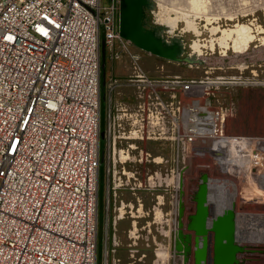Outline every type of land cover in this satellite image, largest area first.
<instances>
[{
	"label": "built area",
	"instance_id": "obj_1",
	"mask_svg": "<svg viewBox=\"0 0 264 264\" xmlns=\"http://www.w3.org/2000/svg\"><path fill=\"white\" fill-rule=\"evenodd\" d=\"M117 3L0 0V264H98L101 40L104 31L114 52L122 39ZM133 58L136 85L169 96L158 105L170 128L159 135L178 155L210 156L217 168L228 156L229 175L259 185L264 137L227 134L208 81L151 77ZM141 121L164 124L155 113ZM114 131L109 116L104 136ZM219 192L208 183L211 208Z\"/></svg>",
	"mask_w": 264,
	"mask_h": 264
},
{
	"label": "rangeland",
	"instance_id": "obj_2",
	"mask_svg": "<svg viewBox=\"0 0 264 264\" xmlns=\"http://www.w3.org/2000/svg\"><path fill=\"white\" fill-rule=\"evenodd\" d=\"M110 1L102 0L104 4ZM146 4L158 32L165 39L180 38L185 52L180 60L159 57L122 36L114 52L106 48L102 131L109 116L115 131L101 139L104 161L100 172L98 264H154V260L155 264H183L171 255L169 240L180 197L176 180L184 182V202L190 210L195 205L191 195L207 174L209 185L220 191L219 196H211L214 210L217 204L228 208L232 198L236 213H264V177L259 185L241 182L227 173L234 163L228 156H221L219 168L210 156L183 160L165 135H159L170 128V113L158 105L169 96L136 85L133 58L142 55L140 68L151 77L208 81L214 104L227 112L226 133L264 137V0H145ZM118 14L119 0L116 19ZM190 21L198 33L189 27ZM238 24L248 25L253 35L245 51L233 47L236 34L227 39V46L217 42L222 30L235 29ZM213 28L219 30L213 32ZM195 42L200 44L199 60L188 62ZM179 104L183 99L175 101V107ZM153 112L162 116L163 130L157 124V129H152L153 122L150 127L143 125L141 120ZM152 130H156L155 136L147 137ZM147 220H152L151 230L144 228ZM251 220L237 218V239L245 247L238 255L239 264H264V247L248 243L252 239L249 229L264 230V220ZM148 240L153 243L149 254L140 249ZM142 252H147V257L139 261Z\"/></svg>",
	"mask_w": 264,
	"mask_h": 264
},
{
	"label": "water",
	"instance_id": "obj_3",
	"mask_svg": "<svg viewBox=\"0 0 264 264\" xmlns=\"http://www.w3.org/2000/svg\"><path fill=\"white\" fill-rule=\"evenodd\" d=\"M143 3L145 0L120 1V25L118 27L120 35L131 40L138 48L146 52L167 59L180 60L177 58L179 53L175 46L166 47L156 32L145 30L141 26L139 21L142 17L141 5ZM105 65L106 43L104 31H102V109L106 94ZM101 137L104 138L103 131ZM103 161L102 158L101 168ZM208 183L209 177L203 174L200 184L191 195V200L195 204V212L186 215L184 182L183 180L180 182L177 219L173 220L174 229L169 235L171 255L183 260V264H189L192 259L194 264H239L238 255L245 251V247L239 244L237 239L235 206H230L221 213H213L208 203Z\"/></svg>",
	"mask_w": 264,
	"mask_h": 264
},
{
	"label": "bare ground",
	"instance_id": "obj_4",
	"mask_svg": "<svg viewBox=\"0 0 264 264\" xmlns=\"http://www.w3.org/2000/svg\"><path fill=\"white\" fill-rule=\"evenodd\" d=\"M199 3V2H198ZM193 6V5H192ZM202 9V8H201ZM198 10V9H197ZM189 27H192L197 33L199 32V30L197 29V26L195 25L194 22L190 21L189 23ZM219 30V28H213L212 31L213 32H217ZM223 31V32H222ZM221 32L223 33L221 38L218 37L217 42H219L222 45L227 46V39H232L233 35L236 34L237 37H235L233 39L234 41V45L233 47L237 50V51H243L248 43L250 42V40H252L253 35L250 32V27L248 25H240L238 24L236 26L235 29H225L222 30ZM158 37L163 41L164 45L166 47H170V46H175V48L178 49V53L179 55H182L184 52V42L180 39V38H169V39H165L164 37H162L161 33H157ZM216 40V39H215ZM214 43H212L213 45ZM193 50L194 52L191 53L188 57L186 61H192V60H199V56L201 54V49H200V44L198 42H195L193 45ZM245 51V50H244ZM207 85H210V83H207ZM234 164V163H233ZM229 172V171H228ZM264 177V175L260 178H258V181H260L262 178ZM177 185H180V180H176ZM260 184V183H259ZM224 191H221L220 194H223ZM231 202L230 206H234L232 205V198L229 200ZM225 209V205H221V204H217L215 205V211L217 213L222 212ZM236 216L238 218V220H244V219H258V220H264V213H259V214H249V213H236ZM252 221V220H251ZM264 224V223H263ZM249 233L251 236V240H249V244H256L257 246L260 247H264V230H253V228L249 229ZM247 254V253H246Z\"/></svg>",
	"mask_w": 264,
	"mask_h": 264
},
{
	"label": "crops",
	"instance_id": "obj_5",
	"mask_svg": "<svg viewBox=\"0 0 264 264\" xmlns=\"http://www.w3.org/2000/svg\"><path fill=\"white\" fill-rule=\"evenodd\" d=\"M141 55V54H140ZM143 56H145V55H143ZM141 58H142V55H141ZM146 59L148 58V57H145ZM130 71H132V70H130ZM174 210H175V216L177 217V212H178V205L176 204V206H175V208H174ZM137 211H139V208H138V210ZM212 211H213V213H215V210L212 208ZM195 212V205H194V207L190 210V209H188L187 208V210H186V215H190V214H193ZM149 215V214H148ZM143 217V216H142ZM145 217V216H144ZM153 218H154V220H153V223H155V221H156V219H157V213L156 212H154L153 213ZM152 220H147V222H146V225L144 226V228H148L149 230H151L150 228V224L152 223L151 222ZM148 242L149 243H146V244H143V247L142 248H140V249H142V250H144V251H148V254L150 253V250H151V245L153 246V243L151 244V242L148 240ZM152 250H153V247H152ZM155 256H156V253H155ZM147 257V252H142L141 253V256L139 255V261H142L143 260V258H146ZM154 264L156 263V260H154V262H153ZM144 264H146V262H144Z\"/></svg>",
	"mask_w": 264,
	"mask_h": 264
},
{
	"label": "flooded vegetation",
	"instance_id": "obj_6",
	"mask_svg": "<svg viewBox=\"0 0 264 264\" xmlns=\"http://www.w3.org/2000/svg\"><path fill=\"white\" fill-rule=\"evenodd\" d=\"M120 1L121 0H119V14H118V18H117V23H118V27H119V25H120ZM150 8V5H148V4H146L145 5V3H143L142 5H141V11H142V17H141V19H140V24H141V26L145 29V30H150V31H153V32H157V33H159L158 32V28L157 27H155V24H154V22H152L150 19H149V17H148V14H147V11H148V9ZM163 37V36H162ZM131 41V40H130ZM132 42V41H131ZM133 43V42H132ZM134 44V43H133ZM135 45V44H134ZM136 47H137V45H135ZM140 49V48H139ZM144 51V50H143ZM185 52V51H184ZM183 52V53H184ZM183 55V54H182ZM182 55H179L177 58H179V59H181V56ZM157 56V55H156ZM160 57V56H159Z\"/></svg>",
	"mask_w": 264,
	"mask_h": 264
}]
</instances>
